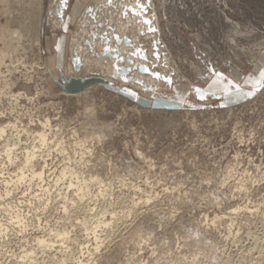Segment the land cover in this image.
Listing matches in <instances>:
<instances>
[{"label": "rangeland", "instance_id": "1", "mask_svg": "<svg viewBox=\"0 0 264 264\" xmlns=\"http://www.w3.org/2000/svg\"><path fill=\"white\" fill-rule=\"evenodd\" d=\"M60 1L0 0V264H264V88L230 106L192 89L264 71V0Z\"/></svg>", "mask_w": 264, "mask_h": 264}, {"label": "water", "instance_id": "2", "mask_svg": "<svg viewBox=\"0 0 264 264\" xmlns=\"http://www.w3.org/2000/svg\"><path fill=\"white\" fill-rule=\"evenodd\" d=\"M60 4V8L56 9L55 13L58 15V16H61L62 14V8L65 7L66 5V0H61L59 2ZM120 14L121 16H125L127 14V10L125 9V7H122L120 10ZM133 12V11H132ZM134 15L138 16V17H142V13L140 10H136L135 12H133ZM144 21H148L146 18H142ZM138 21V20H137ZM90 36L93 39H95L96 35L94 33H90ZM113 38L115 40V42L117 44H120L121 42H123V44L125 46H129L131 43V40H129V38L125 35L123 36H119V34L117 33H114L113 34ZM85 44L89 45L90 42L88 40L85 41ZM116 49V48H115ZM119 50H115L114 52H111L109 46L107 44H103L100 48V54L101 56H105V57H112L114 58L113 62H112V67L114 68V72H116L118 75H120L121 79L124 80V81H134V82H138L137 78H134V77H130V76H126V74L128 73L129 71V68L128 67H124V66H118L117 65V60L121 61L122 60V56L119 55V53L117 52ZM118 53V54H117ZM139 58H141L142 60H146L147 59V56H145V54H139ZM132 60L130 58H127V62H131ZM70 63H71V66L73 68V70L75 72L79 71L80 68H81V60L78 56V53H77V50L76 48H73L72 49V56H71V59H70ZM148 68L150 71H146L145 68ZM138 69L140 72H146L148 74H150L151 76L155 77V78H159V77H170V76H165L163 75L162 73L158 72V71H155V70H152L150 69L148 66H146L145 64H138ZM112 72V74L110 75V77H114L116 73ZM152 73H159V77L157 76H154ZM60 79L61 81H55L58 86L66 91V92H69V93H76V92H79V91H82L83 89L89 87L90 85L92 84H103L105 86H108V87H112L113 90H115L116 92H119L123 95H126L128 97H131V98H135L138 102H142L140 98H138V94L134 91H132L131 89L127 88V87H118L116 85L113 84L112 80L104 77V76H101V75H95V74H92V75H88V76H66L64 74L61 73L60 75ZM197 88H200V89H204L200 86H197V85H193L192 86V89L194 91V94L196 96V98L198 100H204V99H200L199 98V95L200 93L195 91V89ZM251 89V87H250ZM250 89H242V91H247V90H250ZM205 90V89H204ZM261 90V89H260ZM206 91V98L207 97H211V98H223V100L220 102V105L219 106H230V105H234V104H237L245 99H248V98H251V97H245V96H235V95H232V96H229V95H226L224 94L223 92L221 91H215V95H212L211 93L213 92V90H205ZM205 98V99H206ZM146 101V100H144ZM147 102V101H146ZM149 103V102H148ZM153 105L156 106V107H163V108H167V109H174V108H177V107H180L182 105L181 103V100L177 99V98H174L172 99L171 101H164V100H154L153 101Z\"/></svg>", "mask_w": 264, "mask_h": 264}, {"label": "snow or ice", "instance_id": "3", "mask_svg": "<svg viewBox=\"0 0 264 264\" xmlns=\"http://www.w3.org/2000/svg\"><path fill=\"white\" fill-rule=\"evenodd\" d=\"M137 6L142 7L140 5V0H136ZM136 9L133 8V12H135ZM146 23H151V21H145ZM151 31H154V29H149ZM146 71H150L147 67L145 68ZM212 73V82L213 85H218V90L223 92L226 95L232 96L235 95L237 97L239 96H245V97H251L254 96L258 91H260L261 88H264V71H261L259 73L258 77H254L250 75L244 84L229 79L228 77L224 76L222 73L215 72L214 69H210ZM154 76L159 77V73H152ZM166 80L171 82L170 77H165ZM245 84L250 85L251 89L247 91H242ZM195 91L199 92V98L205 99L206 98V91L204 89L197 88ZM212 95H215V91L211 93Z\"/></svg>", "mask_w": 264, "mask_h": 264}, {"label": "bare ground", "instance_id": "4", "mask_svg": "<svg viewBox=\"0 0 264 264\" xmlns=\"http://www.w3.org/2000/svg\"><path fill=\"white\" fill-rule=\"evenodd\" d=\"M39 135L42 136V133H40ZM27 161H28V160H27ZM32 172H33V171H32ZM34 174L40 175L41 172H40V171H37V172H34ZM34 174H33V175H34ZM92 180H94V179H92ZM85 183H86V182H85ZM86 185H87V184H86ZM86 185H85V186H86ZM86 187H87V186H86ZM127 198H128V197H127ZM123 200H124V199H123ZM119 207H120V206H119ZM224 213H225V212H224ZM213 221H214V220H213ZM57 235H58V234H57ZM37 241H39V243H40V242L43 241V239L38 238ZM253 242H254V241H253ZM254 246H255V245H254ZM254 246H253V247H254ZM257 247H258V246H257ZM94 248H95V247H94ZM253 249H254V248H253ZM256 252H257V251H256ZM257 256H258V255H257ZM248 258H249V257H248ZM256 258H257V257H256ZM243 259H244V258H243ZM252 259H254V258L252 257ZM255 260H256V259H255ZM257 260H258V259H257ZM248 261H249V260H248ZM258 261H259V260H258Z\"/></svg>", "mask_w": 264, "mask_h": 264}]
</instances>
